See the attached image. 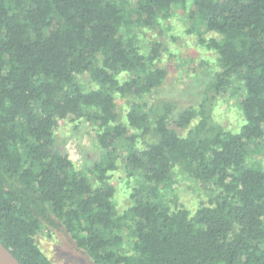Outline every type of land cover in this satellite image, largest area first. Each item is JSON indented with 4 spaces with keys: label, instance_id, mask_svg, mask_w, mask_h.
Returning <instances> with one entry per match:
<instances>
[{
    "label": "trees",
    "instance_id": "obj_1",
    "mask_svg": "<svg viewBox=\"0 0 264 264\" xmlns=\"http://www.w3.org/2000/svg\"><path fill=\"white\" fill-rule=\"evenodd\" d=\"M131 4L134 8H131ZM185 9L215 51L201 101L148 102L166 72L159 41ZM237 131L210 101L234 87ZM129 109L120 121L117 102ZM65 121L92 127L100 158L78 170L55 147ZM264 0H0V242L20 264H50L36 243L61 227L95 264H264ZM133 187L119 206V169ZM176 173L207 197L167 200Z\"/></svg>",
    "mask_w": 264,
    "mask_h": 264
},
{
    "label": "rangeland",
    "instance_id": "obj_2",
    "mask_svg": "<svg viewBox=\"0 0 264 264\" xmlns=\"http://www.w3.org/2000/svg\"><path fill=\"white\" fill-rule=\"evenodd\" d=\"M130 7L134 8L132 4ZM186 15L185 9L176 10L162 24L160 35L154 29L145 27L133 30L143 44L155 40L162 43L163 53L159 66L166 72V78L163 85L151 93L148 98L149 105L161 100L176 101L180 109L197 105L203 97L206 85L219 69L215 51L206 48L199 41L200 38L207 40L219 37L212 32H205L203 27L190 32ZM237 85L215 95L210 101L212 119L232 131H237L243 122L238 108L242 96ZM129 105L125 100L117 102V112L122 122ZM55 139V147L68 154L78 170H85L100 158L92 127L84 121L63 122L56 131ZM251 162L264 170L262 153H255ZM112 176L111 185L116 188L118 205L125 206L134 183L126 179L120 167ZM170 185L167 200L175 197L190 210H194L201 199L204 202L207 200L200 186L180 173H176ZM35 240L50 264H95L84 251L75 247L74 241L61 227L44 228Z\"/></svg>",
    "mask_w": 264,
    "mask_h": 264
},
{
    "label": "water",
    "instance_id": "obj_3",
    "mask_svg": "<svg viewBox=\"0 0 264 264\" xmlns=\"http://www.w3.org/2000/svg\"><path fill=\"white\" fill-rule=\"evenodd\" d=\"M0 264H20L17 259L0 242Z\"/></svg>",
    "mask_w": 264,
    "mask_h": 264
}]
</instances>
